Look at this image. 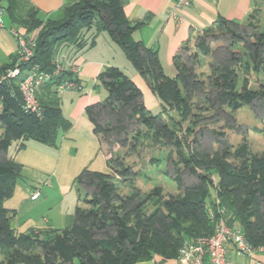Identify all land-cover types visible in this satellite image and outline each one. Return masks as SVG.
<instances>
[{
	"label": "trees",
	"instance_id": "trees-1",
	"mask_svg": "<svg viewBox=\"0 0 264 264\" xmlns=\"http://www.w3.org/2000/svg\"><path fill=\"white\" fill-rule=\"evenodd\" d=\"M259 1L264 5V0ZM0 6L27 32L38 29L34 54L22 69L37 64L50 72L61 49L68 50L67 59H72L92 45L98 32L106 31L160 105L158 113L146 109L130 77L116 66L105 67L98 79L107 95L86 111L108 154L107 170L83 169L77 175L79 183L94 190L75 206L68 225L17 232L10 223L13 215L3 203L13 193L21 165L4 154L13 141H19L18 150L27 139L53 146L58 132L69 128L56 86L70 72L51 78L37 91L39 115L24 109L15 79L1 81L0 264H135L155 255L176 257L184 240L213 232L221 207L229 226L239 227L250 246L264 248V146L254 152L243 137L235 145L220 141V149L207 152L200 149L197 138L205 125L229 111L244 104L255 108L258 100L264 105V77L254 88L249 80L250 70L264 73V23L259 22L258 6L244 24L220 21L221 37L228 40L226 56L210 61L208 73L197 71L196 66L199 53H209L207 35L216 26L198 36L191 57L188 48L173 56L176 74L172 77L163 72L157 51L133 38L140 22L126 18L119 0H77L62 8L58 19H42L28 0H0ZM211 37L220 39L217 34ZM12 65H2L0 74ZM130 123L135 124L132 131ZM253 129L264 138V126ZM211 132L223 136L220 130ZM157 143L175 150L177 157L170 160L175 192L154 185L142 193L132 182L144 171L134 168L127 157L142 158V147ZM104 144L117 145L121 152H111ZM158 162L156 157L149 159L152 165ZM184 169L197 181L184 184ZM123 185L130 190H121Z\"/></svg>",
	"mask_w": 264,
	"mask_h": 264
},
{
	"label": "crops",
	"instance_id": "crops-1",
	"mask_svg": "<svg viewBox=\"0 0 264 264\" xmlns=\"http://www.w3.org/2000/svg\"><path fill=\"white\" fill-rule=\"evenodd\" d=\"M75 2L77 0H28V4L39 11V16L42 19H58L61 17L62 8ZM119 3L124 15L130 22H140V25L133 31V38L142 41L145 46L157 51L162 70L170 77L176 74L173 56L178 52H182L184 48H194L198 36L205 29L218 26L221 20L244 24L247 21V15L254 7L259 5L258 0H192L190 5L181 9H174V0H119ZM20 7L22 5H19ZM172 8L174 15L169 12ZM2 17L5 28L0 29V67L10 64L16 52L17 44L8 28L24 29L10 19L4 8ZM60 53L67 58L68 50L61 49ZM68 59V61L78 64L77 77L83 89L66 90L59 93L61 112L70 121V126L67 130L59 131L57 135H60V147H64V151L70 149V147L75 148V152L80 149L79 158L74 161L71 159L72 168H78L79 165L82 168L81 170H83L88 169L87 166L89 162L91 163L93 155L100 149V143L94 133V125L86 109L88 106L101 103L107 95L106 89L98 79V74L105 67L116 66L130 77L140 90L141 97L139 100L146 109L152 113H158L160 105L146 81L132 67L122 50L112 41L106 31L98 32L92 45L79 50L72 59ZM25 141L23 147H25ZM18 142L13 141L10 147L15 143L14 149L19 151L17 149ZM35 142L39 145H44L38 141ZM67 142L69 146L66 144ZM44 146L51 148L56 146V143L53 146ZM9 149L4 156L12 157ZM107 156L108 154L106 153L103 155L105 160L104 170H107ZM72 158L75 159L76 157ZM18 163L22 165L20 162ZM51 183L52 181L46 179L39 183L35 190L45 186L50 187ZM71 214L68 216L71 217ZM44 222L47 223L48 220L45 219ZM11 226L13 227L12 224ZM42 227L53 226L48 224L31 229ZM63 227L56 226L55 228ZM225 248L227 260L231 264H264V248L256 249L252 255L238 252L232 242H225ZM135 264L180 263L176 257L162 259L160 256L155 255L151 259L138 261Z\"/></svg>",
	"mask_w": 264,
	"mask_h": 264
},
{
	"label": "rangeland",
	"instance_id": "rangeland-1",
	"mask_svg": "<svg viewBox=\"0 0 264 264\" xmlns=\"http://www.w3.org/2000/svg\"><path fill=\"white\" fill-rule=\"evenodd\" d=\"M258 8L259 22L264 23V5L261 1H259ZM246 28L249 29V27ZM212 29L207 35L210 51L206 55L200 52V61L196 66L198 71L205 73L210 70L208 62H217L226 56L225 50L228 46V40L221 37L222 29L219 26ZM213 34H217L220 39L212 40ZM194 50H196L195 47L188 49L189 54L187 52V55L191 57ZM263 77L262 71L256 74L250 70V87H256L258 81H261ZM253 126H264V105L260 100L255 102V108L244 104L234 111H229L228 115L219 116L216 121L205 125L202 132L197 134L200 149L211 152L222 147L220 141L235 145L241 138L245 137L252 151H261L264 146V138L262 134L254 131ZM134 128L135 124L129 126L130 131ZM212 130H220L223 132V136L213 135ZM55 143L56 146L50 148L28 139L25 141V147L19 151L14 149L15 143L9 149V153L15 161L22 164L20 177L15 182L13 194L3 203L13 215L11 224L16 231L25 232L33 227L48 224L53 227L68 225L71 222L68 215L73 213L76 205L83 204L84 198L89 197L94 190L93 186H86L77 181L76 177L82 169L81 166L72 168V160L79 158L80 149L75 152V148L70 147L69 151H64L65 148L60 147V135H57ZM104 146L109 147L111 152H121L117 145L104 144ZM145 146L140 150L142 158H138V156L127 157V161L132 162L134 168H140L145 172L135 176L132 182L142 193L147 192L154 185L161 186L164 192H175L176 184L172 179L175 174L174 166L170 164V160H175L177 157L174 148L158 143L155 147L153 145ZM169 151L172 152L167 159ZM104 154L105 150L100 145L99 151H96L91 163L89 162L88 169L104 170ZM150 157H156L160 159V162L157 165H152L149 163ZM182 174L184 184L197 181L195 176L185 169ZM46 179L52 181L50 187L40 188L39 197L31 200L30 195L35 191V187ZM121 188L126 192L131 187L123 185ZM45 219L48 220V224L44 222Z\"/></svg>",
	"mask_w": 264,
	"mask_h": 264
},
{
	"label": "built area",
	"instance_id": "built-area-1",
	"mask_svg": "<svg viewBox=\"0 0 264 264\" xmlns=\"http://www.w3.org/2000/svg\"><path fill=\"white\" fill-rule=\"evenodd\" d=\"M192 0H174V9H181L190 5ZM173 8L169 11L174 15ZM3 8L0 6V29L5 28L3 22ZM8 31L15 38L16 52L12 60V66L0 74V82L8 79H18V88L21 94L22 104L25 110L40 114V104L36 97L37 91L51 78L68 70L70 76L59 80L56 86L58 93L66 90H82L83 86L78 80V64L68 61L64 54L59 53L52 60L53 69L46 72L39 69L37 64H31L22 69L21 66L30 61L36 47L38 29L27 32L22 28L9 27ZM40 195V188H36L30 195L36 199ZM225 208L218 209L219 217L214 223L213 232L210 235L189 238L182 242L178 248L177 260L180 264H231L227 260L225 242H232L235 249L247 255H252L257 247H252L245 240L237 226H229L224 217ZM209 216L213 214L208 210Z\"/></svg>",
	"mask_w": 264,
	"mask_h": 264
}]
</instances>
